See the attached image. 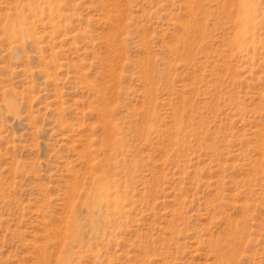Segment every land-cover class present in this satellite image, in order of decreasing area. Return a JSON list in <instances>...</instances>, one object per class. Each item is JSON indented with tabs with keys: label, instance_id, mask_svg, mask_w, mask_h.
<instances>
[{
	"label": "rangeland",
	"instance_id": "374dc122",
	"mask_svg": "<svg viewBox=\"0 0 264 264\" xmlns=\"http://www.w3.org/2000/svg\"><path fill=\"white\" fill-rule=\"evenodd\" d=\"M0 264H264V0H0Z\"/></svg>",
	"mask_w": 264,
	"mask_h": 264
},
{
	"label": "bare ground",
	"instance_id": "6f19581e",
	"mask_svg": "<svg viewBox=\"0 0 264 264\" xmlns=\"http://www.w3.org/2000/svg\"><path fill=\"white\" fill-rule=\"evenodd\" d=\"M243 3V2H242ZM241 22V21H240ZM242 31V30H241ZM240 34V33H239Z\"/></svg>",
	"mask_w": 264,
	"mask_h": 264
}]
</instances>
